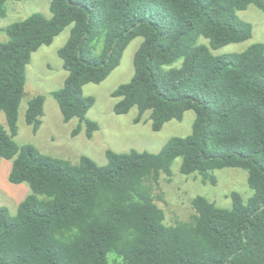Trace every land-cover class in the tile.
Segmentation results:
<instances>
[{"label": "trees", "instance_id": "16d2710c", "mask_svg": "<svg viewBox=\"0 0 264 264\" xmlns=\"http://www.w3.org/2000/svg\"><path fill=\"white\" fill-rule=\"evenodd\" d=\"M22 1L0 0V17ZM252 5L264 12V0H52L51 17L36 13L5 28L0 160H13L10 182L32 192L15 215L0 207V264H264V43L216 53L253 38V25L237 15ZM69 27L59 51L68 77L53 95L64 121H79L74 136L85 127L91 139L100 129L88 118L96 99L84 87L105 82L139 37L134 76L113 93L115 113L137 108L136 124L150 113L157 133L192 111L191 135L159 153L108 150L106 166L18 145L27 68ZM44 116L45 98L35 96L26 112L35 133ZM179 158L182 175L214 186L217 171H247L252 197L234 192L232 207L222 208L197 196L189 221L167 225L155 190Z\"/></svg>", "mask_w": 264, "mask_h": 264}, {"label": "rangeland", "instance_id": "374dc122", "mask_svg": "<svg viewBox=\"0 0 264 264\" xmlns=\"http://www.w3.org/2000/svg\"><path fill=\"white\" fill-rule=\"evenodd\" d=\"M51 4L52 0L9 2L7 17H0V41L9 40L4 30L15 22L23 21L36 13L51 17ZM237 15L239 19L253 25V38L243 43L229 45L216 53L243 52L256 43H264V12L252 5L246 11H239ZM70 35L71 27L58 36L51 46L42 47L33 55L32 62L27 68L26 95L20 109L19 134L15 138L18 145H34L43 154L65 159L73 164H78L81 157L88 156L99 165L106 166L108 150L117 153H129L132 150L159 153L170 139L191 135L196 117L192 111L186 113L183 121H171L157 133L152 129L150 113L139 124L135 123L139 115L137 108L132 109L127 115L115 113V105L119 100L113 97V93L121 85L129 83L134 76V57L143 43V38L139 37L129 45L121 65L105 82L84 87V94L96 99L88 118L97 122L100 129L91 139L87 137L85 127L78 136H74L73 132L79 121L75 119L66 123L53 95L64 86L68 77L59 51L67 44ZM200 43L208 41L201 38ZM38 95L45 98V116L41 128L35 133L33 127L26 122V112L31 99ZM0 124L8 129L6 115L1 111ZM182 162L181 158L174 162L173 177L168 178L164 175L160 186L155 190L156 195L163 197V200H158L157 203L166 213L167 225L189 221L194 214L192 200L197 196H204L219 207L231 208L232 193H239L245 202L253 195L248 183V172L243 169L217 171V184L214 186L210 183L205 184L200 176L182 175L180 172ZM13 163V160H0V207L9 208L15 215L20 203L32 191L27 184L14 185L10 182Z\"/></svg>", "mask_w": 264, "mask_h": 264}]
</instances>
